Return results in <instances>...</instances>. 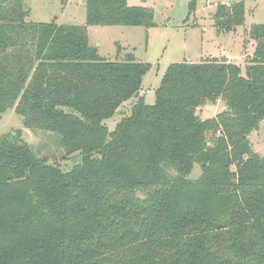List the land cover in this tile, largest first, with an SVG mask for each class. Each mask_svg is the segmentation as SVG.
<instances>
[{
    "label": "trees",
    "instance_id": "trees-1",
    "mask_svg": "<svg viewBox=\"0 0 264 264\" xmlns=\"http://www.w3.org/2000/svg\"><path fill=\"white\" fill-rule=\"evenodd\" d=\"M245 10L219 4V30L244 24ZM29 14L25 0H0V114L14 109L83 161L66 171L21 131L0 135V264H264V156L249 139L264 120V23L251 27L246 76L225 57L174 62L147 104L151 64L106 59L87 25L154 27L152 7L86 0L87 25ZM219 99L226 109L202 119Z\"/></svg>",
    "mask_w": 264,
    "mask_h": 264
},
{
    "label": "rangeland",
    "instance_id": "rangeland-1",
    "mask_svg": "<svg viewBox=\"0 0 264 264\" xmlns=\"http://www.w3.org/2000/svg\"><path fill=\"white\" fill-rule=\"evenodd\" d=\"M190 0H128L130 6L152 7L156 26L87 25L86 0H25L30 9L29 22L87 25L90 44L97 46L100 55L108 60L135 55L138 62L150 63L144 75L140 96L147 104L156 101V90L171 63L200 62L205 58L227 56L242 68L246 76L247 66L253 56L255 40L250 35L254 24L264 23V0H197L196 11L188 18ZM243 1L246 7L244 24L235 30H219L216 10L219 4ZM139 97L133 96L117 113L105 120L110 131L115 130L123 116L131 113ZM226 109L223 99L207 103L197 109L202 119L212 118ZM21 131L24 140L34 153L47 156L49 163L63 170H71L83 161V154L68 155L62 147L61 137L42 130L26 128L21 116L14 109L0 114V135ZM249 139L254 151L264 156V120L253 130ZM60 140V141H59ZM202 174L195 164L188 178L197 179Z\"/></svg>",
    "mask_w": 264,
    "mask_h": 264
},
{
    "label": "crops",
    "instance_id": "crops-1",
    "mask_svg": "<svg viewBox=\"0 0 264 264\" xmlns=\"http://www.w3.org/2000/svg\"><path fill=\"white\" fill-rule=\"evenodd\" d=\"M255 45H256V42H255ZM255 49V48H254ZM225 58H227L229 61H231V58L227 57V56H223Z\"/></svg>",
    "mask_w": 264,
    "mask_h": 264
},
{
    "label": "water",
    "instance_id": "water-1",
    "mask_svg": "<svg viewBox=\"0 0 264 264\" xmlns=\"http://www.w3.org/2000/svg\"><path fill=\"white\" fill-rule=\"evenodd\" d=\"M10 177H12V175Z\"/></svg>",
    "mask_w": 264,
    "mask_h": 264
},
{
    "label": "built area",
    "instance_id": "built-area-1",
    "mask_svg": "<svg viewBox=\"0 0 264 264\" xmlns=\"http://www.w3.org/2000/svg\"><path fill=\"white\" fill-rule=\"evenodd\" d=\"M219 133V132H218Z\"/></svg>",
    "mask_w": 264,
    "mask_h": 264
}]
</instances>
